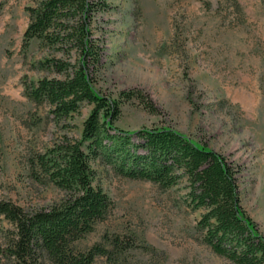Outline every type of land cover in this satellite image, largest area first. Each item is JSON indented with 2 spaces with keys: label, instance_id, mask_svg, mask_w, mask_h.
I'll return each instance as SVG.
<instances>
[{
  "label": "rangeland",
  "instance_id": "rangeland-1",
  "mask_svg": "<svg viewBox=\"0 0 264 264\" xmlns=\"http://www.w3.org/2000/svg\"><path fill=\"white\" fill-rule=\"evenodd\" d=\"M0 0V200L26 210L48 207L63 193L30 170L31 158L61 137L80 139L92 105L56 122L24 82L57 76L37 63L53 52L23 35L27 6ZM94 15L102 39L96 87L107 97L140 90L156 113L123 100L115 125L132 131L168 126L207 144L238 168L241 204L264 234V0H105ZM73 61V59H71ZM95 185L112 200L109 217L77 242L88 249L105 234L134 237L129 264H234L204 243L185 181L170 188L123 178L100 161ZM12 225L0 216V242ZM95 264H105L104 258Z\"/></svg>",
  "mask_w": 264,
  "mask_h": 264
},
{
  "label": "trees",
  "instance_id": "trees-1",
  "mask_svg": "<svg viewBox=\"0 0 264 264\" xmlns=\"http://www.w3.org/2000/svg\"><path fill=\"white\" fill-rule=\"evenodd\" d=\"M105 0H36L27 6L29 23L23 49L33 41L62 53L37 63L57 76L24 82L26 96L46 104L56 122L92 109L82 124L81 138L63 136L30 161V170L58 188L63 196L48 207L25 208L0 200V216L12 229L0 242V264H129L134 237L105 234L88 249L77 245L110 215L114 204L95 185L100 161L116 175L146 180L161 188L187 183L188 200L203 210L197 229L211 250L234 264H264V234L241 204L238 168L207 144L168 126L126 131L115 125L123 100H137L156 113L140 90L110 98L96 87L104 44L95 35L94 15L107 9ZM73 59V61L71 60Z\"/></svg>",
  "mask_w": 264,
  "mask_h": 264
}]
</instances>
